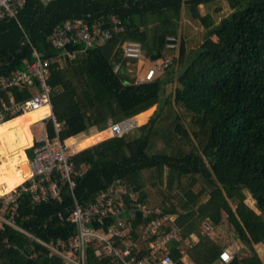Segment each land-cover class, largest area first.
<instances>
[{"label":"trees","instance_id":"trees-1","mask_svg":"<svg viewBox=\"0 0 264 264\" xmlns=\"http://www.w3.org/2000/svg\"><path fill=\"white\" fill-rule=\"evenodd\" d=\"M221 1L25 0L16 17L0 20V77L26 70L35 58L33 48L44 60L65 52L51 65L48 81L53 111L62 123L60 137L68 144L157 106L133 131L77 151L72 160L81 174L74 177L73 192L64 191L62 200L35 204L25 192L18 219L24 229L43 240L68 239L76 226L61 220L60 213H70L74 198L88 205L119 181L128 203L134 192L151 210L138 212V228L165 215L175 217L183 239L168 244L173 264H187L185 255L193 264H217L221 250L229 248L204 229L224 222L241 243L227 264H264L256 250L264 245V0H225L232 11L217 21L204 8ZM185 15L204 27L198 46L185 33L178 36ZM110 16L118 17L123 28L98 37L92 46L71 42L58 49L49 40L54 27L70 19L82 18L90 25L100 21L103 28H111ZM130 40L141 43L140 58L169 60L152 80L137 81L142 66L140 58L125 55ZM33 91L18 85L0 89V112H5L0 123V195L30 176L27 155H34V146L24 152L32 133L30 126L21 127L22 112L12 114L3 102L11 105V97L25 101ZM47 129L53 137L52 121ZM10 168L22 170L21 182L13 179ZM128 208L123 215L129 219ZM131 237V255L150 256L149 243L157 236L144 241L137 229ZM92 250L90 264H107ZM0 264L64 261L60 255L50 257L32 236L3 223Z\"/></svg>","mask_w":264,"mask_h":264},{"label":"built area","instance_id":"built-area-1","mask_svg":"<svg viewBox=\"0 0 264 264\" xmlns=\"http://www.w3.org/2000/svg\"><path fill=\"white\" fill-rule=\"evenodd\" d=\"M25 0H0V20L16 17L23 7ZM111 28H103V22L97 21L90 25L82 18L70 19L54 27L49 40L55 48H62L67 43L83 42L85 47L92 46L98 37H109L112 30L122 29L121 20L116 16H110ZM175 46L174 43H168ZM125 55L140 58L143 54L139 41L130 40L125 43ZM34 60L27 64L26 70H16L11 77H0V89L6 90L10 86L18 85L20 88L29 86L34 89L30 98L25 101L15 102L11 97V105H3L12 114L27 110H36L43 106H49L50 112L40 122L42 134L38 138V144L34 145V155L27 158L30 176L14 188L11 192L0 195V225L6 223L29 236H32L45 247L50 257L62 256L64 264H90L88 260L89 249L95 250L99 259H105L107 264H173V259L168 254L171 242H180L183 239L182 230L175 224V217L165 215L154 219L146 225L135 223V217L141 210L149 213L144 204L139 202L138 194L131 192L126 201L124 196L126 188L119 182L112 183L107 191L102 192L88 205H83L74 198V205L66 216L60 213L61 220L74 223L76 232L68 239L43 240L34 236L24 229L18 219L21 217L19 206L20 198L27 192L32 195L33 202L40 204L45 201L62 200L63 192H73L76 186L74 177L81 174L77 164L72 160L77 149L71 150L67 141L61 140L60 131L62 123L58 121L52 104L53 87L48 78L51 75V65L60 62L64 58V51L57 57L44 60L42 54L33 48ZM72 55L71 52H68ZM162 66H152L142 81H150L158 71H163L169 63L168 60L161 61ZM164 66V67H163ZM118 68V67H117ZM37 84L36 87H34ZM5 121V112H0V123ZM52 121L55 135L50 137L47 122ZM139 125L136 119L131 118L113 123L109 127L111 136H119L133 131ZM67 187V189H66ZM130 207L128 208V206ZM128 208L129 219L123 215ZM113 217V219H112ZM100 224L99 226H96ZM104 224L106 226H104ZM139 229L144 241L152 236L157 238L149 243L152 247L150 256L135 257L131 255L134 240L131 233ZM194 239V235L192 236ZM136 250H140L138 247ZM161 251V252H160ZM181 249L180 252H184ZM160 252V254H157ZM34 252L32 255H36ZM220 259L217 264H227L233 258L232 252L223 249L219 253Z\"/></svg>","mask_w":264,"mask_h":264},{"label":"rangeland","instance_id":"rangeland-1","mask_svg":"<svg viewBox=\"0 0 264 264\" xmlns=\"http://www.w3.org/2000/svg\"><path fill=\"white\" fill-rule=\"evenodd\" d=\"M231 11H232V8L229 6V4L225 0L221 1V2L214 3L210 7L204 8V12L211 13L216 18L217 21H219L220 18L224 17L226 14L228 15ZM203 32H204V27H203V25L200 24L199 21L193 20L190 17H188L187 15H185V17L182 18L181 23H180L178 36L180 38L181 35H183L185 33L187 35V37L192 38V41L195 42L194 45L198 46L200 44L199 42L201 41V37L203 35ZM178 53H179V51L176 50L175 55H178ZM167 55L171 56L170 52ZM156 64H158L159 66H162L161 61L156 62L154 59L151 60L150 58H145V57L140 58L139 62H138V67L142 66V70H140L139 73L137 74V76H138L137 81L138 82L142 81L144 79V76H145L144 72H146L149 67L156 66ZM171 87H172V85L168 86V91L171 90ZM152 107H153V109L151 111H148L147 115H144V116L136 115L137 121L139 124L146 122L149 119V117L154 113L157 106L154 105ZM31 131L33 133V136L36 139H38V137L41 136L42 129H40V127H39V122L32 124ZM110 136H111V132L110 131L106 132L105 134L100 135L99 137L94 139L92 142L88 143L87 145H84L83 147L95 144L96 142L103 140V139H106ZM81 138L82 137L75 138V142L79 141ZM84 138H82L81 140H83ZM69 144H70L71 150L76 149L74 142L69 143ZM83 147H81V148H83ZM24 150H26V148H24ZM0 158H1V156H0ZM21 171L19 169H16V168H10L9 169V173L11 174L12 177H15V178L23 175ZM247 203L251 207L255 208V201L251 197H248ZM206 231H208L209 235H211V237H213V239H215L220 245L228 247L232 253L238 252L239 249L241 248V243L239 241H236L233 239V234L227 228L226 222H224L221 227H215L212 230L209 229V226H206L204 229V232H206ZM193 235H194L193 240L197 241V238H198L197 235L196 234H193ZM256 247H257L256 248L257 253H259V255L264 259V245L258 244ZM184 259H185L187 264H193L191 259L189 257H187L186 255H185Z\"/></svg>","mask_w":264,"mask_h":264},{"label":"bare ground","instance_id":"bare-ground-1","mask_svg":"<svg viewBox=\"0 0 264 264\" xmlns=\"http://www.w3.org/2000/svg\"><path fill=\"white\" fill-rule=\"evenodd\" d=\"M153 109V107L147 109L146 111L138 114L140 116H144V115H147L148 111H151ZM50 112V108L49 106H43V107H40L39 109H36V110H27V111H24L22 114H20L22 116L21 118V122H22V125L21 127L22 128H26L27 126H31L33 123L37 122L38 120L42 119L46 114H48ZM33 113H38L39 114V117H31V115ZM137 120V119H136ZM4 122V121H3ZM1 122V123H3ZM138 122V121H137ZM2 130L1 126H0V131ZM106 131H103L99 134H97L96 136H93L91 138L88 137V139H85L83 140L82 142H80L79 144H77V147L76 149H81V147H83L84 145H87L88 143L92 142L94 139H96L97 137H99L100 135H103L105 134ZM21 171V169H20ZM22 172V171H21ZM23 175H21L20 177H13L14 180L16 181H19L21 182L23 180V178L25 177L24 173L22 172ZM24 182V181H23ZM22 182V183H23ZM20 185V184H19ZM12 191V190H11ZM11 191H8L7 193L11 192ZM5 193V194H7ZM3 194V195H5Z\"/></svg>","mask_w":264,"mask_h":264},{"label":"crops","instance_id":"crops-1","mask_svg":"<svg viewBox=\"0 0 264 264\" xmlns=\"http://www.w3.org/2000/svg\"><path fill=\"white\" fill-rule=\"evenodd\" d=\"M15 118V117H14ZM13 119V118H12ZM136 119H137V117H136ZM37 122H39V127H40V129H41V123L40 122H42L41 121V119L40 120H38ZM37 122H35V123H37ZM34 124V123H33ZM32 126V125H31ZM31 126H30V130H31ZM103 131H106V132H109V129H105V130H103ZM103 131H99V132H95V133H93V134H91L90 136L91 137H93V136H96L97 134H99V133H101V132H103ZM31 133H32V131H31ZM90 136H88L89 138H91ZM40 137V136H39ZM38 137V138H39ZM84 137H86V138H84ZM84 137H82V138H84L83 140H85V139H88V137L87 136H84ZM81 138V139H82ZM79 140V141H77V142H75V138H73V139H70V141H72V142H74L75 143V146L77 147V144L79 143V142H81V141H83V140ZM37 140L38 139H36L34 136H33V133H32V142H31V144L29 143V145H26V149L27 148H29V147H32V146H34L35 144H36V142H37ZM101 141V140H100ZM67 142H68V140H67ZM99 142V141H98ZM97 143V142H96ZM87 147V146H86ZM83 148H85V147H83ZM83 148H81V149H83ZM81 149H78L77 151H80ZM24 152H25V154L27 155V152H26V150H24ZM27 158H28V155H27Z\"/></svg>","mask_w":264,"mask_h":264}]
</instances>
